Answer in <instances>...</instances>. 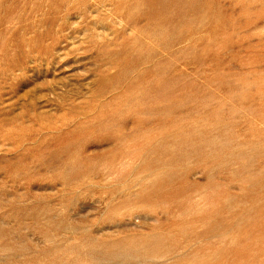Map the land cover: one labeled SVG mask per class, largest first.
I'll use <instances>...</instances> for the list:
<instances>
[{
	"label": "rangeland",
	"instance_id": "obj_1",
	"mask_svg": "<svg viewBox=\"0 0 264 264\" xmlns=\"http://www.w3.org/2000/svg\"><path fill=\"white\" fill-rule=\"evenodd\" d=\"M0 264H264V0H0Z\"/></svg>",
	"mask_w": 264,
	"mask_h": 264
},
{
	"label": "bare ground",
	"instance_id": "obj_2",
	"mask_svg": "<svg viewBox=\"0 0 264 264\" xmlns=\"http://www.w3.org/2000/svg\"><path fill=\"white\" fill-rule=\"evenodd\" d=\"M109 254H110V252H109Z\"/></svg>",
	"mask_w": 264,
	"mask_h": 264
}]
</instances>
